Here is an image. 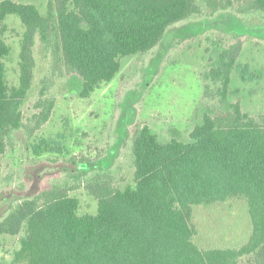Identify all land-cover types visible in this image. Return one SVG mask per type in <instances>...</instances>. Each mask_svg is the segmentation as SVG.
I'll return each instance as SVG.
<instances>
[{"label": "trees", "instance_id": "16d2710c", "mask_svg": "<svg viewBox=\"0 0 264 264\" xmlns=\"http://www.w3.org/2000/svg\"><path fill=\"white\" fill-rule=\"evenodd\" d=\"M8 17L24 26L19 83L8 86L0 40V166L20 136L28 141L49 121L52 89L77 78L79 97L89 98L120 70V61L157 48L168 31L190 20L235 19L264 29V0H0V34ZM217 54L206 73L203 100L224 104L240 57V35ZM46 64L29 114L23 110L36 78V50ZM190 142L160 143L146 124L128 135L121 162L98 165L85 158L32 160L22 169L63 164L35 191L11 202L0 214V237H26L15 262L21 264H264V111L254 118L239 103L204 113ZM40 157L42 149L32 146ZM109 154V152H108ZM133 185L120 189V165ZM84 190L97 202L95 215L79 216L71 193ZM3 190L1 195H7ZM245 201L251 232L239 247L202 249L193 238V209L229 199Z\"/></svg>", "mask_w": 264, "mask_h": 264}, {"label": "rangeland", "instance_id": "374dc122", "mask_svg": "<svg viewBox=\"0 0 264 264\" xmlns=\"http://www.w3.org/2000/svg\"><path fill=\"white\" fill-rule=\"evenodd\" d=\"M32 1L39 5L42 0ZM6 31L0 40L9 48L2 59L8 86L19 83V54L24 26L19 19L8 17ZM240 35L242 51L230 84V97L224 104L203 100L206 73L215 64L216 56ZM37 70L34 85L24 105L29 114L39 78L46 64L36 50ZM77 78L65 77L52 89L56 103L46 125L28 141L20 136L15 148L3 157L0 166V214L11 202L27 196L57 171H75L67 165L43 164L23 175L32 160H64L85 158L98 165L114 167V157L124 158L128 135L136 124H146L160 143L177 140L189 143V134L204 113L226 111L229 104L239 103L242 111L258 117L264 111V29L255 24L242 25L235 19L215 21L192 19L168 31L163 42L153 51L129 56L120 61L118 74L109 83L101 84L86 99L79 97ZM32 146H39L36 157ZM109 152V154H108ZM120 165V163H119ZM119 187L133 185L132 171L120 165ZM3 190L7 195H1ZM78 200L79 216L95 215L97 202L84 190L71 193ZM191 223L196 230L194 243L202 248L239 247L251 232L245 201L229 199L211 206L193 209ZM26 237V224L15 237H0V264L15 262Z\"/></svg>", "mask_w": 264, "mask_h": 264}]
</instances>
